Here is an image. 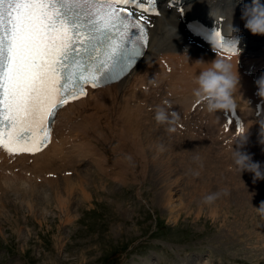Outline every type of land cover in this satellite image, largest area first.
I'll return each instance as SVG.
<instances>
[{"label":"bare ground","instance_id":"6f19581e","mask_svg":"<svg viewBox=\"0 0 264 264\" xmlns=\"http://www.w3.org/2000/svg\"><path fill=\"white\" fill-rule=\"evenodd\" d=\"M161 1L164 2L160 9V15L147 17L149 35L147 48L141 59L123 78L113 84L98 88H89L87 95L71 101L63 108L59 109L53 124L50 143L40 152L35 154L21 153L10 155L3 149H0V188L6 191L7 183L12 185L14 182H19L22 185L25 184V187L18 185V183L15 185V190L20 191L23 188L29 189L27 193L39 197L37 195H39L40 191L41 194H43L41 186H47L51 189V194L54 197L53 200L57 201V204L61 206L63 203H67L68 205V201L71 198L70 195H72L73 191L76 189H74L75 183L73 184L71 182L73 176L70 177V174H67L66 170L74 168L70 164L74 163L72 160H75V158L79 161L87 158L88 161L92 159L95 162L94 164L100 163L101 158L98 154H100L99 150L102 146L95 142H88V140L91 138L102 140L99 132H94V122L97 119L103 121L104 119H108V117L112 124H114L115 129L118 131L117 135L119 136V140H115L114 145L111 147L122 148L124 145L128 144L134 148L141 158L142 172L149 171L150 174L153 173V176L158 178L162 183L161 188L164 190L163 193L159 194V199L163 201L162 203L166 206L170 204V200L173 198L174 194L170 191L172 189L171 187L174 185V181L177 180L175 177L170 178L173 169H175V167L171 168L173 163H183V170L187 172L190 178L194 177L192 174V177L190 176V173L193 171H199L200 173L197 175L200 176L204 168L218 173L221 167L229 165V163L227 165L225 163V165L221 166L220 163L216 162L221 160L220 157L218 155L216 157L213 156L212 152L214 148L210 147L209 142L214 138H212V136H215L217 133V136H222L224 132H232L234 129V135H238L241 130H246L248 138L246 140L247 144L245 143L243 148L246 146V151L249 152L251 145L255 147L253 155L251 156L252 161L258 162L261 165V169L264 170V149L262 150L264 145H261L264 144V142H261V144H256V142L254 144L251 142L253 140L249 139L256 137L257 134L255 131L264 127V100L257 95L258 89L256 85L257 79L264 75V36L252 35L251 37V33L244 28V21L241 20L243 4L244 2L250 3V0H181L179 2L180 5L178 4L176 7L167 5V0ZM262 2H264V0H262ZM181 7L182 11L180 10ZM218 16H223V20L220 24L226 33L233 32L232 28L240 32L241 43L239 54L228 55L216 50L215 53L211 46L192 37L185 29L184 25L187 19L203 18L209 22L218 23ZM255 38L262 40V44H259ZM216 57L229 59L233 65V71L237 72L240 78V87H238L235 94L237 109L244 122L243 128L240 131L235 130L233 123L227 122L228 112L208 114L204 110L203 105L196 102L192 95V91L195 87V76L199 75L201 69L207 67L206 64H198L196 61L202 60L205 63H209ZM154 78L155 83L152 82ZM165 102L171 105L168 109L169 111H176L180 116V119L176 125H174L175 131L172 132L167 130V125H158L155 121L157 107L165 106ZM257 103H260L259 110L256 109ZM226 126H228L227 131H225ZM258 139L263 140L264 134H259L255 140ZM229 140L231 139L227 140V146L232 144L233 141ZM222 146L224 145L222 144ZM228 147L225 148L224 152L227 153L229 157L221 151H218V154L223 153L228 157L229 160H227L225 156L227 161H232L230 156L231 151L227 152L231 148L230 146ZM260 150H262L263 154L260 153ZM136 152L135 154L133 153L134 156L137 155ZM122 154L126 155V153L123 152ZM121 155L114 158V163L117 164V167H115L114 163L113 165L112 163L110 164L115 168L109 166V169H107L108 164L105 165L107 168L101 167L100 165L98 166L102 168L100 169L101 173L110 175V179L113 177L119 183L125 184L130 178L127 179L124 169L126 168L128 170L130 166L128 165L129 167H124L123 169L120 163L121 161H125L122 159L123 156L121 157ZM136 157L137 156H135V158ZM222 159L224 158L222 157ZM131 160L134 159L132 158ZM220 162H223V160ZM129 164L132 165L130 162ZM230 165L232 168L234 167L233 162H230ZM134 166H136V168L138 167L137 165ZM178 167L179 164L177 165V168ZM75 168L77 170L78 167ZM130 169L132 168L130 167ZM222 169L225 170V168ZM133 170L135 169L131 171ZM62 172H65L66 175L64 173L62 174ZM139 172H137V174ZM142 172L140 173L142 174ZM234 172L231 174H235ZM135 173L136 171L134 172V178L137 175ZM237 175L239 178L240 173H237ZM253 175V173L245 171L241 173V177L244 178L240 177V180L242 179V181L245 180L246 182L250 181L246 179H251V183L254 184L252 180ZM223 176H226V173H224ZM233 176L235 177L236 175ZM237 177L234 179L236 180ZM60 178L65 182L64 189L67 197H62L64 200H62L60 198L61 196L57 193L55 194V188L57 186V184L55 186V183H57ZM205 178L203 179H208V177ZM229 178L231 179V177ZM80 179L81 182H85L90 178ZM210 179V183L208 184H211V182L213 183V181H211L213 178ZM240 180L238 181L239 183L241 182ZM194 181H192L193 184ZM199 181L201 182V180ZM203 182H201V184H203ZM206 183L207 180L205 184ZM217 183L219 184V181H217ZM242 183L246 184L244 182ZM214 184L216 185L215 182ZM84 185H80V187H85ZM229 185L231 186V183ZM204 188L205 187L202 189ZM233 188L235 189V187ZM263 188V186L255 188V194H253V191H251V193L248 191L244 193H246L245 195L247 198L254 195L257 200L264 199L260 195ZM25 189L23 190L24 192ZM82 190L80 191L83 192L82 194L86 198L88 193L84 191L85 189ZM241 190H243V188ZM190 192L191 191H189V193ZM189 195L192 196V194H188V201L190 199ZM201 195V193L195 194L197 200L202 199ZM237 195L239 196L240 193ZM32 198L33 197L30 199ZM229 202L231 203L232 201ZM212 203L211 205L214 206L215 203ZM216 211L217 210L214 208L211 213L216 214Z\"/></svg>","mask_w":264,"mask_h":264},{"label":"rangeland","instance_id":"374dc122","mask_svg":"<svg viewBox=\"0 0 264 264\" xmlns=\"http://www.w3.org/2000/svg\"><path fill=\"white\" fill-rule=\"evenodd\" d=\"M255 39L262 44V40ZM104 120L97 119V122H94V132H99L102 140L97 138L88 140L102 146L98 154L101 158L100 163L94 164L92 159L79 161L75 158L72 160L75 164H70L74 168L66 170L69 171L70 177L73 176L71 182L75 183L76 189L70 195L68 205L57 204V201L53 200L51 189L47 186H41L43 194L40 191L37 195L39 197L27 193L29 189L15 190V185L19 182L12 185L7 183L6 191L0 188V264H264V215L256 209L264 199L257 200L254 195L247 198L244 193L253 191L255 194V188L264 187V180L252 184L251 179H246L250 181L245 182L240 180L241 175L237 177L239 172H234V167L230 165L232 161H227L229 156L224 152L228 146L237 147L235 145L237 138L223 139L217 136L218 133L212 136L214 138L209 144L214 148L213 156L218 155L220 161L223 160L216 162L221 166L225 163L231 166H220L221 170L218 173L204 168L203 173L198 176L200 172L193 171L190 176L194 175L196 180L194 177H188L187 172L183 170V163H178V168V164L173 163L171 168L175 169L170 178L175 177L177 180L170 191L174 194L173 198L166 206L159 199V194L164 190L161 188L160 180L149 171L142 172L141 158L134 148L128 144L122 148L111 147L115 140H119L118 131L109 117ZM228 139L233 141L227 146ZM256 142L261 144L262 139ZM245 147H242L241 151L250 155ZM262 150L260 153L263 154ZM218 151L224 152L228 157L223 153L218 154ZM135 152L137 159L134 156ZM227 152H230V149ZM118 155L123 156L122 159L125 161L120 163L123 169L130 166L135 169L133 170L136 171L135 174L140 169L142 174L139 172L134 178L132 169L125 168L127 179H130L121 184L113 177L110 179V175L101 173V167H106L107 164V169L109 166L112 167L114 158ZM132 158L134 160H131ZM133 164L137 165L138 169ZM114 165L117 167V164ZM75 167H78L77 170ZM233 172L235 174H231ZM224 173L227 177L223 176ZM231 175H236V180ZM80 178L88 181L81 182ZM203 178L207 180L206 184ZM209 179L213 183L208 184ZM199 180L205 182L201 184ZM240 184L244 186L241 187ZM18 185L25 187V184ZM55 186V194L64 200L63 198L67 197L65 182L60 178ZM203 187L205 188L202 189ZM220 188L222 190L227 188L229 195L223 197L220 195L213 201L214 206L202 202L203 198L213 194L212 192L222 191ZM82 189L88 193L86 198L82 194ZM194 193H201L203 200L198 201ZM188 194H192L189 195V201ZM260 195L264 198V188ZM29 196L33 198L30 199ZM214 208L217 210L216 214L211 213Z\"/></svg>","mask_w":264,"mask_h":264},{"label":"snow or ice","instance_id":"6c2138e0","mask_svg":"<svg viewBox=\"0 0 264 264\" xmlns=\"http://www.w3.org/2000/svg\"><path fill=\"white\" fill-rule=\"evenodd\" d=\"M152 11L140 0H0V149L46 147L59 109L132 68Z\"/></svg>","mask_w":264,"mask_h":264},{"label":"clouds","instance_id":"9594fccd","mask_svg":"<svg viewBox=\"0 0 264 264\" xmlns=\"http://www.w3.org/2000/svg\"><path fill=\"white\" fill-rule=\"evenodd\" d=\"M241 20L244 21V28L252 35L264 36V2L262 0H250V3H245L241 10ZM233 33L235 29L232 28ZM215 34L213 33L212 36ZM235 42H239V37L234 38ZM212 50L222 47L220 40L217 38L211 40ZM198 64H206L207 67L200 70L199 75L194 78L195 87L192 95L196 102L203 105L204 110L208 114L217 112H232L235 111L237 104L235 94L240 87V78L237 72L233 71V65L227 58H215L209 63L202 60L196 61ZM155 83V78L152 80ZM257 95L264 100V75L256 81ZM171 105L165 102V106H158L155 114V121L158 125H167L169 132L175 131L174 125L180 119L176 111H169ZM246 130H241L238 138L235 141L236 148H231V159L235 171L241 173L247 171L253 173V183L257 180H264V170L258 162H253L250 155L240 149L246 143ZM264 142V140H262ZM220 195L227 196L229 191L227 188L221 192L213 193L204 197L203 203L210 204L215 201ZM258 212L264 215V202Z\"/></svg>","mask_w":264,"mask_h":264}]
</instances>
